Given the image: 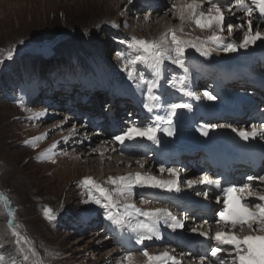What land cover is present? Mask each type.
Returning <instances> with one entry per match:
<instances>
[{
	"label": "rangeland",
	"instance_id": "374dc122",
	"mask_svg": "<svg viewBox=\"0 0 264 264\" xmlns=\"http://www.w3.org/2000/svg\"><path fill=\"white\" fill-rule=\"evenodd\" d=\"M122 1L0 0V60L3 61L0 63V191L6 193L12 202L16 211L15 223L20 225L18 231L29 238L37 253L33 256L28 252V245H24V251H21L20 246L14 243L15 237L8 225L9 217L0 209V255H5L9 262L14 260L16 264H36L37 261L40 264H117L116 260L109 262L108 259L111 257V250L118 249V245L111 241L112 244L106 246L109 235L112 239L118 238L112 235L113 231L108 232L107 228L116 227L105 218L103 208L93 203H84L90 199V193L80 186L85 178L91 177L97 184L113 189L114 186L107 183L108 178H118L120 175L112 164V158L108 163L107 160L100 161L95 156L97 162L88 164V158L83 157L84 154L74 156V160L71 157L66 159L72 151L63 148L54 149L50 154L51 159H42L57 138L47 133L51 131L49 128L56 123L57 118L48 121L47 125L39 123L42 124L39 128V124L33 125L39 117L25 112L24 105L28 104V97L34 96L36 91L41 99L44 95L49 97L62 91L67 92L68 96L73 94L78 102H82L83 94L98 90L96 101L99 103V109L106 111L108 102L105 101L110 98L98 87L107 82L103 83L99 78L95 80L96 75L93 73L96 67L101 69L104 76L107 73L106 77L108 81H112V86L126 90L132 85L133 81L125 71L126 63L135 55L134 50L128 47L132 38L158 41L161 37L158 38L159 33L155 35L157 39L154 37L156 31H151L155 28L153 26L140 28L143 23V26L145 23H148V26L151 22L150 8L147 5H143V10L137 16L133 12L138 11L130 8V3L134 2ZM170 3L171 5L165 7V11L171 9L172 2ZM140 15L146 18L143 17L146 22L142 23ZM226 29L227 27L224 32H228ZM199 30L196 26L195 32ZM191 31L194 30L189 28L188 32ZM242 37L243 32L238 38L239 43ZM255 45L242 51H251ZM8 51L13 52L10 60L6 58ZM118 53L123 54L124 58L121 59ZM237 53L239 51L230 55L235 56ZM209 60L217 62L222 58L210 57ZM65 61L73 66L77 74L73 77V82L63 83L53 78L55 72L63 70H59L58 64ZM42 66L45 67L42 81L35 83L41 79L34 78L37 76L34 68L40 69ZM128 66L131 67L130 64ZM140 66L136 65L137 70ZM261 75H264V70L260 72L259 76ZM19 76H22L21 79ZM81 77L83 82L79 80ZM133 89L134 87L129 92L132 93ZM88 90L90 92H87ZM39 101H33L35 103L31 113L48 110L40 108L37 103ZM126 107L129 108L128 102L121 104L119 101L120 109L116 110L117 113L122 109L124 111ZM79 122L85 124L82 116ZM42 132L47 133L46 139L39 137ZM57 133L59 131L54 134ZM89 142L93 143L94 140H85L86 144ZM58 143L61 141L58 140ZM99 143L100 140L91 146H98ZM80 160L81 165L78 171H75L74 163ZM135 161L140 163L142 160L139 158ZM125 166L126 163L118 167L121 174L128 172ZM94 195L99 196V193ZM115 199L120 202L124 200L119 196ZM132 202L139 208L148 203L143 199ZM46 207L53 210L55 220L49 221L45 218ZM124 229L128 234L134 235L127 228ZM104 233L107 234L104 236ZM120 243L124 246L122 241ZM153 246L155 245H150L147 250H162V247L170 245L164 242ZM24 255L29 256L28 261L23 260ZM192 263L191 261L190 264ZM142 264H145V261Z\"/></svg>",
	"mask_w": 264,
	"mask_h": 264
},
{
	"label": "snow or ice",
	"instance_id": "6c2138e0",
	"mask_svg": "<svg viewBox=\"0 0 264 264\" xmlns=\"http://www.w3.org/2000/svg\"><path fill=\"white\" fill-rule=\"evenodd\" d=\"M205 3L207 8H205ZM223 0H183L179 5L173 3L171 11L178 14L181 27L179 30H171L166 32L160 40L147 41L139 40L135 37L129 43L128 47L134 50L135 55L130 57L126 63L125 71L128 78L133 81L137 88H141L146 93L147 103L144 107L149 113L155 115V120H167L168 127L160 128L153 125L139 127L135 124L129 127L123 135H118L116 140L121 144L125 140H133L136 137L146 138L154 144H159L157 133L163 131L168 136L175 135L172 125V117L177 116L178 110H191L189 103H170L167 105V117H161L156 113L158 108H163L165 105L161 103V95L156 93L159 88V80L162 77L163 65L165 61L177 68L183 70L184 74L171 79V86L177 88L178 91L186 96L194 94L187 90L186 84L190 77L185 64V54L188 49H194L201 56L209 57L211 52L205 47L211 42L222 48L223 51L235 53L239 48L247 49L249 45H255L257 41H264V32L253 30V17L258 16L264 18V0H234L233 4L228 8L232 11L235 7L237 11L244 13L248 19L246 20V30L244 31V40L237 45L235 42L223 43L222 33L225 31V14L222 7ZM194 23L201 30L211 32V35L206 40H201L197 37L195 40L183 39L179 33H183V24L185 22ZM233 25H227L228 32H231ZM244 29L245 24L238 25ZM169 39L171 44L168 43ZM121 59L123 54L118 53ZM13 52L8 51L7 59H12ZM0 63H3L0 60ZM131 65L129 68L128 65ZM142 65L149 69L152 78L141 74L136 65ZM208 100H216L217 98L208 92L204 93ZM199 99V97H196ZM37 115H44L38 113ZM231 128L243 140L256 139L258 136L264 139V123L253 124L251 131L237 129L230 124L223 125H205L201 129V134L208 135L209 128ZM40 138H35L39 140ZM57 144H53L47 152L41 157L42 159H51L53 150ZM161 172L165 169L161 168ZM169 176L175 179L162 181L152 175L135 173L129 176L110 177L107 183L113 185V189H108L91 178H85L80 186L84 187L90 193V199L84 203H93L105 210V218L111 222L113 226L119 229L127 228L128 231L134 234L135 243L144 245L145 241L161 239L160 226L170 228L173 232L177 229H182L184 224L166 208L142 209L132 202L134 189L143 188H164L167 191L179 192L181 189L178 186L179 174L176 169L167 170ZM248 181L259 180L264 182V176H248ZM188 187H193L196 184H203L208 190H218L216 203L220 204L223 201L222 207L218 209L215 215L218 219L215 220V227L218 229L214 233L211 231V226L208 230H201L203 225L194 227L193 232L204 237L206 240L213 241L210 244V255L214 258L212 264H264V192L255 190V186L251 183L242 185L228 184L222 185L220 180L211 179L209 176H203L199 180H186ZM94 193H99L95 196ZM197 195H202L205 199L208 198L209 191H198ZM123 197V202L117 201L115 197ZM0 209L9 217L8 225L12 229V235L15 237L14 243L20 246L21 251H24L23 246L28 245L27 251L33 256L37 253L32 246V242L28 237L23 236L16 224V211L12 207V202L8 195L0 191ZM122 209V211H120ZM44 216L49 221L55 220V215L51 208L44 209ZM143 219H140V218ZM203 224H208L205 220ZM247 231L249 234L240 235L239 233ZM140 254L145 258V264H181L176 256L169 251H164L159 254H151L147 248L141 250ZM24 261L29 260L28 255L23 256ZM127 264H136L135 257L129 253L123 258ZM0 264H16L13 260L9 262L5 255H0ZM36 264H40L39 261ZM203 264V260H201Z\"/></svg>",
	"mask_w": 264,
	"mask_h": 264
},
{
	"label": "bare ground",
	"instance_id": "6f19581e",
	"mask_svg": "<svg viewBox=\"0 0 264 264\" xmlns=\"http://www.w3.org/2000/svg\"><path fill=\"white\" fill-rule=\"evenodd\" d=\"M124 1L134 2V3H130V8H134L136 11H138V12H133V14L136 13L137 16L140 14L141 10H143V7H144L143 5H147L150 8L149 14H151L150 15L151 22L148 26H147L148 23H145L146 25L143 26L144 25L143 21H145L146 18L140 15L139 17L140 18L142 17V23H143V25H141L142 27L140 26V28H146V27L151 28V26L155 27L154 29L151 30V31H156V33L154 32V37L155 35H158V33H159L158 38L159 36L162 37L166 32H170L173 29L179 30V28L181 27L178 14H174L173 11H171L170 9L165 11V7H167V5L169 4L171 5L170 2H172V4L177 3L179 5L180 3L183 2V0H124ZM233 2L234 0H223L222 7H223L224 14H225V24H226L225 27H227L229 23H231L234 27L231 32H223L221 35L223 37V41H222L223 43L226 44L230 42H235L237 45H239L244 40V35L241 38L242 40L240 43L238 41V38L240 36V33L242 32L244 33V31L246 30V20L248 19V17L238 12L235 9V7H232V11L229 12L228 8L233 4ZM205 8H207L206 3H205ZM190 23L191 22L186 21L183 24V29H184L183 33L178 32V35H180L181 38L195 40L197 37H199L201 40H206L207 37L211 35V32L207 30H205L206 31L205 32L204 30L200 29L199 32L197 31L195 32L196 25L192 23V25H194L192 27ZM241 24H245L244 29H241L238 27V25H241ZM189 28H191L194 31L188 32ZM139 30L140 29L138 27V31ZM253 30L264 32V29L261 26V24L255 23L254 19H253ZM155 38L157 39V37ZM168 43L171 44L170 39ZM256 43L258 44H256L253 50L251 51L245 52V51H242V49L244 48H239L238 49L239 53H237L235 56H231L229 52L223 51L222 48L218 47L215 44H212L211 42L205 45V47H207L208 50L211 52V55L209 57L201 56L198 52L192 49L193 54L188 58L185 57V64L188 69V75L191 78L189 79V81L190 82L192 81L193 73L198 72L199 75L207 77V80L205 82L210 83L211 89L213 90H218L221 93H226V90L228 89H234V90L240 89L241 87L247 84L248 80H252L256 76L258 77L260 72L264 70V41H257ZM252 46L253 45H249L248 48H251ZM219 56L222 58V60H219L217 62H212L209 60L210 57L211 58L215 57L219 59ZM64 64H68V63L65 61V63L58 64V66H61ZM165 64H167V62H165L164 65ZM248 64L251 65V69L250 71L246 72V67L248 66ZM164 65H163L162 79L159 80L160 86L158 89H156V93L158 95H161V103L163 104L165 102L163 100L165 97L164 91H163V87L166 86L165 78H167L166 82H168V81H171L172 78L178 77L184 74L182 69L177 68L175 65H172L169 62H168L167 69H166V66ZM231 65L232 66L239 65L242 68V69H239V72L236 75L232 74V76H238L240 74L243 77H245L247 80L245 81L244 79H239L229 84L227 78L225 77V72L229 69ZM243 67L245 68L243 69ZM145 70H146V73L148 74L150 73L147 68ZM149 78H152V77L149 76ZM106 80H107L106 81L107 86L113 85L112 82H109L110 80L109 81L108 79ZM99 87L101 86L99 85ZM132 87H134V89H133V92L130 93L129 91H132ZM205 89H206L205 87L196 88L195 90V93H197L196 96L200 98V93H202L203 90ZM126 90L128 91V93L131 94L130 96L132 98L128 102L129 115L130 114L133 115L134 112L136 113L134 114V117L131 118V120L128 119L129 122L131 121L130 126H129L131 127L133 126V124L137 125L136 123L139 122L137 121L138 120L137 118H139L138 116L139 114H141L140 110H143L142 108H145L144 104L147 103V99H146V93L144 92V90L141 88H137L136 85H132V86L130 85L126 88ZM246 90H250V91L254 90L256 91V93L258 91V93L261 94L262 97H264V94L261 93V91L258 89L247 87ZM57 93H54V95H50L49 97L44 95L43 99H41V97L39 98L40 101L37 102L39 104V107L48 109L46 111H40V112L32 111L31 113L32 106L34 105L35 102H32L31 98L28 97V104L24 105L25 112L28 111L29 115L31 116L34 115V116L39 117V119L33 125L38 126L39 123H43L44 125H47L48 121H54L51 119L57 118V120H55L56 123L53 124L51 128H49L51 129V131L47 132L52 137L57 136V138L54 141L55 144H57V147L55 149L63 150V148H65L66 151L67 150L72 151V153H70V155L66 159H69V157H71L72 160H74V156L84 154L83 157L88 158V160L86 161L88 164L95 163L97 162L98 159H100V161H103L105 159L109 163L110 158H112V164L116 167V170H118L117 173H119L120 177L133 175L139 172L141 174L155 176L157 179L162 180V181H168V180H172L175 178L169 176L167 170L176 169L179 174L178 186L181 189L180 192H176V191L169 192L164 188H156V189L143 188L141 189L137 187L133 190L134 196L132 197V200L137 201V202L138 200L142 201V199L145 202L148 201V203H144L142 209L147 210V209H155V208H166L170 210L177 217V219H179L184 224V227L182 229H177L175 234L183 238L184 241H190L191 243H195L194 247H192L191 250H186L190 248H187L185 245H183V243L179 244L177 241L173 243L172 242L173 240L171 238L169 237L165 238L167 233H170L171 229L161 224L160 226L161 239H154L155 241H153V244L155 246L153 247H156L157 245H159L162 242V240H164L163 242H167L168 244H170L169 242H171V244L170 246H166V248L162 247L163 248L162 250L156 249L155 251L153 250H150V251L148 250V251L154 254H159L164 251H169L173 255H175L177 260L181 261V263L184 262L186 264H190L192 261L193 262L192 264H195V263L201 264V260H203V264H212L213 257H211L210 249H209V245L211 244V242L204 241L203 239L204 237L200 236L198 232L192 231L194 227H199L203 225L204 217H207L203 215L202 212H200V210H193V208H191L190 205L188 204L189 200H192V199L195 200V203L197 204L207 203L203 199H200V200L195 199L189 192H186V189H187L185 187L187 185L186 180H189L192 178H193L192 180H195L194 178L197 176L192 175V174L184 175L182 174L181 171H178L180 170L179 167L174 166L172 164L168 165L165 168L162 167L163 169H165V171L161 172L159 167L155 166V164H151L149 162H148L149 164H146L147 159L141 158V157L146 156L144 151L138 150L136 154H134V152L127 154L120 147H118V145L116 146L110 139L109 130L107 128H104L105 124H108L106 123V121H108L111 114L114 113V110L120 109L119 101L116 102V98L114 94L113 96L115 99L111 100L113 101L112 104L110 101L111 98L108 99L109 101L108 100L105 101V102H108V104H106V108H109L108 109L109 111L105 112V110L101 111L99 109V105H98L99 103H97L96 101V98L98 97V92H96L95 94L85 93V95H83V97L85 96V98H82V102L81 100L78 102L76 97L74 96L67 95L65 97L63 96L65 94H62L61 96V94H57ZM124 93L125 92L117 94L115 92L117 97L121 98L120 99V102H122L121 104L125 103V100L123 99L125 97ZM113 96L111 95L112 98ZM137 103L138 105H142L141 109H137L138 107ZM86 104H89V105L86 106ZM83 106L87 108H84ZM122 112H123V109L118 111V113H122ZM38 113H44V115H37ZM81 116L83 118H87V116H89L87 119L94 118V117L95 118L100 117L99 121L104 120L103 122L100 123V126L103 127V131L100 132L99 130H97L93 132L92 130H88L89 123L88 125H85L79 122V118ZM46 117H48V119H46ZM128 121H125L126 124L128 123ZM41 125L42 124H39V128L41 127ZM239 125L245 126L246 123L244 121H240ZM237 126H238L237 124L232 125V127L234 128H238ZM244 126H241V127H244ZM91 127H92V124H90L89 129H91ZM129 127H127V129ZM55 131H59V133L55 135L54 134ZM47 133L42 132V135H40L39 137H43L44 139H46ZM162 134H163V131L157 133V135H162ZM87 135H90V136L87 137ZM97 135H101V136L97 137ZM91 139L94 140L93 143H90V142L87 144L85 143V140L87 142L88 140H91ZM58 140H60L61 143H58ZM98 140H100V143L98 144V146L97 145L91 146L92 144L96 143ZM95 156H97L96 158L98 159H96ZM139 158H141L140 160L142 161L140 163H137L135 160L137 159L139 160ZM194 158L195 157H192L187 160V162H189L188 166H190V164H192L193 162L195 163L197 162L198 159H194ZM182 159H185V158H182ZM124 163H126L125 167L128 170V172L126 173L124 172L123 174H121V171H119L120 169H118V167L123 166ZM159 163L160 162H158V164ZM74 164H76L74 166V170L78 171V167L81 165V160L80 162L74 163ZM104 164L107 165L106 163ZM199 164L200 163H198V165ZM255 190L264 192V183L260 187H255ZM197 192L198 191H194V194H196ZM180 196H182L180 199L174 198V197H180ZM168 202H170L171 204H169ZM210 208L212 211L217 210L216 205L210 206ZM179 209H183V211H180ZM107 231L108 232L113 231L114 233L111 232L112 235L114 236L116 235L118 238L112 239L111 235H109L108 240L107 241L105 240L107 242L106 246L114 242L119 247L118 249L111 250V253H110L111 257L108 259L109 262L116 260L117 264H127V262L123 260V258L126 255H128L129 253H133L135 251H141L142 249L145 248L144 246H139L138 244H136L135 237H133V235L128 234L125 229H119V228L112 229V227H109L107 228ZM106 234L104 233L103 235L105 236ZM239 234L247 235L249 233L246 231V232H242ZM121 240L123 241L124 246L120 243ZM147 243H148L147 248L150 245H153L151 244V242H147ZM133 255L135 257L136 264H142L145 261V258L141 254H133Z\"/></svg>",
	"mask_w": 264,
	"mask_h": 264
},
{
	"label": "trees",
	"instance_id": "16d2710c",
	"mask_svg": "<svg viewBox=\"0 0 264 264\" xmlns=\"http://www.w3.org/2000/svg\"><path fill=\"white\" fill-rule=\"evenodd\" d=\"M70 65L71 64L63 65V67L64 68H68ZM43 69H45L44 66H42L40 69L39 68H34V73H36L35 75H37V76H43L44 73H45V70H43ZM20 77H22V76H19V79H21Z\"/></svg>",
	"mask_w": 264,
	"mask_h": 264
},
{
	"label": "water",
	"instance_id": "95a60500",
	"mask_svg": "<svg viewBox=\"0 0 264 264\" xmlns=\"http://www.w3.org/2000/svg\"><path fill=\"white\" fill-rule=\"evenodd\" d=\"M193 53H192V49H188L187 51H186V54H185V57H190L191 55H192Z\"/></svg>",
	"mask_w": 264,
	"mask_h": 264
}]
</instances>
